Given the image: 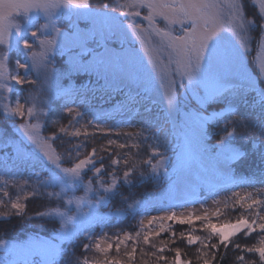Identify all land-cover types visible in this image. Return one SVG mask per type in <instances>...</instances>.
I'll return each instance as SVG.
<instances>
[{
	"label": "snow or ice",
	"instance_id": "6c2138e0",
	"mask_svg": "<svg viewBox=\"0 0 264 264\" xmlns=\"http://www.w3.org/2000/svg\"><path fill=\"white\" fill-rule=\"evenodd\" d=\"M62 5L69 9L74 8L78 13L91 11L88 0H0V45H10L9 37L15 35L17 46L22 45V49L18 50L25 53V62L22 63L20 59H16L12 71H9L13 61L6 51L0 52V106L12 117H20L25 121L18 125L22 135L14 141L0 143V150L11 147L10 159L14 164H27L32 168L39 165L42 171H46L48 175L43 180L38 179L37 185L45 187L59 185L62 189V192H47L45 193L47 196L60 197L62 193L66 195V190L74 188L82 181L83 176L87 175L85 171L87 169L94 171V177L89 179L86 187L91 189L92 180L96 179L99 187L95 191L99 193L100 190H103L105 195L99 196L95 203L97 205L106 204L111 189L117 186V181L120 179L116 166L121 163L118 158L110 160L112 172L108 175L111 177V184H108L101 176L104 170L103 157L98 159L95 147L83 158L79 151L73 158L70 149L66 154V161L71 163V166L61 167L65 159H62L61 154H58L52 146L53 142L60 139L59 135L53 132L51 137L44 138L36 131L40 125L29 122L40 116L48 115L47 107L37 110L35 103H29V100H34L35 97H24L25 103L21 104V97L16 94L15 86L11 82H15V85H27L35 88L38 94L43 93L49 82L56 77V70L51 67L49 58V53L54 48L68 56L67 74L79 72L94 74L98 80L103 81L99 91L107 95L108 100H115V113L97 111L93 113V119L88 120L87 124L93 128L94 133L119 136L121 133L117 126L127 124L132 116L140 111L141 106L148 104L149 106L144 110L152 112L151 106L155 105L157 101L152 99L151 94L157 89V81H159L158 88L163 90L161 93L163 108L159 110L153 121H146L144 127L136 133V136L144 141L149 139L154 141V144L149 145L151 154L148 159L141 161L143 165L151 166L153 172H159L161 168L165 173L168 172V168L164 167L169 162L168 157L164 151H161L168 140L165 137L162 143L159 139V133L165 130L164 125H171L173 130L178 125L182 126L185 130L187 152L190 154H211L216 163L217 173L224 180L230 179L233 161L247 156L249 152H254L258 159L264 163V88L251 82L245 70V57L251 50L246 34L253 22L248 21L242 13V2H237V0H132L129 7L148 10V14L143 17L146 24L135 21V17L141 15L139 10L125 12L121 16L106 14L100 19L93 18L91 29H86L84 32L70 31L64 36L63 41L58 42L56 36L64 34L54 22H51L50 17L51 10ZM259 8L260 13L264 14V0L259 3ZM32 9L44 13L47 18L44 24L37 26L36 21L29 15ZM129 17L133 19L125 25L124 21ZM36 19L38 20L39 17ZM160 24H163V27ZM29 29L35 30L29 31ZM49 29L51 34H48ZM129 31L140 41L144 52L148 55V64L151 67H148L135 48L125 47L128 43ZM225 32L231 33V36L225 35ZM233 38L238 43L234 42ZM90 43H96L97 47H102L103 52L88 47ZM112 43H118L119 50L111 47ZM37 47L39 51L36 50ZM261 48H264V43L261 44ZM33 71H35L36 79L30 78ZM260 71L264 72V63L260 64ZM235 81H244L255 92L253 103L258 105L261 117L257 126L258 131L254 134L249 132L247 130L249 126L243 117L238 121L226 120L222 129L223 136L215 145L209 147L205 144V140L208 136L207 124L210 117L200 112L181 113L180 90H185V94L191 91L195 95L199 89L203 93L200 99L202 102H206L234 89ZM5 93H13L14 106L13 102L4 103V100L8 99L4 95ZM117 96H120L121 99H116ZM42 103L47 105V99H42ZM65 111L69 116L77 117V123L86 115L76 108L68 107L67 103ZM115 114L121 117L116 125L104 127L103 124L93 123L94 120L107 122ZM241 129L244 130L241 131ZM65 131V128L59 129L60 133ZM72 135L74 137L81 136V130L76 128ZM83 135H88L86 127ZM124 135L131 136L130 133ZM237 136L244 141H251L247 151H241L243 145L237 146L235 142ZM114 144H116L115 140L108 139L109 147L102 150L111 153L110 146ZM81 147L83 144L75 145V148ZM118 147L121 149L138 148L139 144L125 143L119 144ZM123 155L125 170L122 179L123 182L130 183L129 177L135 174L137 165L129 166L128 154ZM5 156L4 163L7 164L9 158L7 151H5ZM157 157L159 159H156ZM98 162L100 163L99 167L96 166ZM185 165L186 160L181 154L177 156L172 167L177 170L184 168ZM259 182L264 183V179ZM4 194L8 195L6 192ZM40 194L36 189L29 193L33 196ZM253 195V193L244 195L238 192L233 193V206L240 205L248 209L264 207V190H258L256 198H253ZM75 202L79 209L80 199L76 198ZM72 203L73 199H67V204ZM89 204L91 205L92 201H89ZM137 204L139 205L140 202ZM227 206L225 204V207ZM11 207L17 211L24 209V205L19 203V197L11 203ZM141 207L145 212L155 210L150 201H145ZM170 207H174V205H170ZM52 211L60 215L62 224L66 222L65 217L67 220L75 219V216H68L66 211L62 213L55 209ZM36 214L44 216L51 213L38 212ZM219 214V209H217L214 215L218 216ZM255 215L260 222L257 219L249 221L241 215L235 222L217 224L211 222L207 213L203 216H178L175 211H171L166 212L163 216L152 217L148 223L151 225L156 221L171 220L181 224H192L194 221H204L206 223L203 226L210 230L209 239H211V235H216L218 244L227 247L230 237L242 230L246 229L247 233L251 234L258 227L264 232V216H260L259 212ZM83 217L81 223L91 224L103 220V217L92 210L83 213ZM140 223L143 227V221ZM164 231L165 225L161 223L159 232H147L144 234L143 240L148 243L150 236H159ZM85 235L90 242H95L83 244L84 250L94 247L97 251L105 253V261L94 262L84 257L83 264H121L118 259H107V253L113 247L112 243H108L107 247L101 246L102 239H109L107 233L94 237L85 232ZM135 235L139 237L141 233L137 231ZM65 238L72 239V234L67 231L61 232L59 239ZM132 238L129 233H125L123 239L117 236L115 238L117 241L116 250L119 251L124 240ZM200 239L190 233L188 235L189 244ZM218 244H211V248L216 249ZM5 245L6 242L0 240V246ZM21 251L26 257H32V259H26L24 264H57L56 257L60 255L61 250L54 243L37 239L28 242ZM135 251V246H133L132 251L127 252L126 255L133 258ZM159 251L162 252L163 249L161 248ZM247 252L257 253L260 264H264V238L259 240V246L248 247ZM35 257H47V259L37 260ZM214 257L215 253H213ZM158 259L165 258L159 257ZM239 259L243 261V257H239ZM175 264H187V262L181 261L179 249H176ZM203 264H211V260L204 259Z\"/></svg>",
	"mask_w": 264,
	"mask_h": 264
},
{
	"label": "rangeland",
	"instance_id": "374dc122",
	"mask_svg": "<svg viewBox=\"0 0 264 264\" xmlns=\"http://www.w3.org/2000/svg\"><path fill=\"white\" fill-rule=\"evenodd\" d=\"M90 5V12L87 13H78L77 10L69 9L66 6H61L55 9H52V15L50 17L51 22H54L55 25L61 29L64 35H57V41H63L64 36L67 35L70 31L79 30L80 32H84L86 29H91L93 27V18L100 19L103 18L106 14H110L112 16H121L125 12L129 11H137L141 12L139 17H135V21L137 23H144L146 21L143 20V17L148 14V10L145 9H136L129 7L132 0H88ZM237 2H242L243 7L241 9L242 13L245 15L248 21H252V27L249 28L246 39L249 44V48L251 49L246 57H245V70L247 73V77L251 82L256 83L258 87L264 88V72L260 71V64L264 63V48H261V44L264 43V14L260 13L259 3L261 0H237ZM227 11V10H225ZM29 15L36 21L37 26L39 24H44L46 22V17L43 12H38L36 9H32ZM39 17L37 20L36 18ZM132 17H129L124 21L125 25L132 20ZM163 27V24H160ZM35 29H29V31ZM48 34H51V30H48ZM227 36H231V33L225 32ZM243 35V34H242ZM99 39V37H97ZM234 39V42L238 43V41ZM10 45H0V52L6 51L8 55L11 57L13 64L10 66L9 71H12L14 67V61L16 59H20L21 62H25V53L18 49H22V45L17 46L15 42V35L9 37ZM31 42V41H30ZM111 47L119 50L120 45L118 43L110 44ZM90 48L96 49L98 52H103L102 47H97L96 43H90L88 45ZM125 47H133L135 48L140 56L143 58L146 64H148V55L144 52V49L139 40L136 39L134 35L129 31V39L128 43ZM39 51V48H36ZM67 50L65 49V52ZM49 58L51 60V67L56 70V77L53 78L49 84L46 86L45 91L43 93H37L35 88L29 87L27 85L20 86L15 85V82H11L12 85L15 86L16 94L21 97V104L25 103L24 97H35V99H30L29 103H35L37 110L42 107H47V112L49 113L46 116H40L36 119H32L29 122L33 124H39L40 127L36 130L38 134L44 138L51 137L53 132L57 133L60 139L56 140L52 143L53 148L56 150L58 154H61L62 159H65V162L61 164V167H70L71 163L66 161V154L71 149L72 157L75 158L76 152L79 151L81 153V158L85 154L91 151V149L87 150L83 147L75 148V145H79L78 140H73L74 137L72 132L79 128L82 133V137L91 138L100 135L98 138L99 142L104 141L106 138H110L115 140L117 138H124V134L130 133L134 143L139 144L140 149H144L145 151H149L148 157L151 154V148L149 145L154 144L152 139L147 141L142 140V138L137 137L136 133L140 131L142 127H144L146 121H153L161 108H163V100H162V89L158 88L159 81H157V89L152 92V99L156 100L157 103L152 105V112H146L144 110L145 107L149 106L145 104L141 106L140 111L135 113L134 121L127 123V125L118 127V131L121 135L117 136L115 134L105 137V135L101 133H94V130L91 126H88V120L93 119V113L97 111H108L115 113V100H108L107 95H104L101 91H99L100 86L103 84L102 80H98V78L92 74L89 75L84 72L67 74L66 69L68 67L67 60L68 56L62 54L59 50L53 49L51 53H49ZM148 67H151L148 64ZM22 74V70H21ZM30 78L36 79L35 71L31 73ZM235 88L230 90L227 94L223 96H218L215 99H210L206 102H202L200 96H202V91L197 90V93L194 95L191 91H188L185 94V90L181 89V102H180V111L183 112H200L201 114L210 117L207 124V132L208 136L205 140V144L209 147L215 145L217 141L223 136V129L225 125V121H234L240 119V114H235V109L240 104L248 105L245 108H251V114L253 120L259 122L260 110L257 104L253 103L255 92L252 91L248 84L244 81H235ZM87 90V94H82V92ZM5 96L8 97L7 100H4V103L13 102L14 106V96L13 93H5ZM42 99H47V105L42 103ZM116 99H121L120 96H117ZM67 103L68 107H73L78 109L81 112H84L86 115L83 119H79L77 123V117L69 116L65 111V104ZM116 114L114 117L107 122L101 120H94L93 123L103 124L104 127L116 125L117 119ZM119 118H121L119 116ZM55 121V123H54ZM218 121V122H217ZM25 122L20 117H12L11 114L6 113L3 110V107L0 106V143L11 142L18 139L22 132L19 130L18 125L20 123ZM7 125H9L7 128ZM85 126L87 128L88 135L85 136L83 133L85 132ZM65 128L66 131L64 133H60L59 129ZM10 129V131H8ZM164 131L159 133V139L163 143L165 137H167L168 143L161 148V151L165 152V155L168 157V163L165 164L164 167L168 168V172L165 173L163 168L159 170V172H153L151 166H149L148 170L141 175V170H139L140 166L137 164V171L135 173L143 176V179L150 180L147 182V185L153 183L155 188L157 189L153 195L147 198L142 199H132L133 201L128 205V209L135 211L138 209H142L141 205L145 201H150L152 207L155 210L147 211V215L142 217L140 221H143V228L145 230L144 234L147 232H159L160 224L163 223L165 225V229H168L174 225H183L177 221L165 220V221H156L153 224H149L148 221L154 216H163L166 212L175 211L178 216H203L207 213L210 220H213L214 217L220 218L221 220H225L224 222H235L239 217L231 218L230 221L227 218H222L221 214L225 209V204L231 200L227 198V196H220L217 199H210L204 203H194L190 205H186L184 207H170V205H174L180 203L185 200L193 201L197 197V194L206 188H211L214 186H219L224 183H229L234 181L235 179L239 180V178L243 177L241 172L233 171V164H237V162L233 161L231 164V174L230 179L224 180L220 177L216 170V163L212 158L211 154H195L188 153L186 150V141H185V130L182 126L178 125L175 130L171 128V125H164ZM147 134V133H146ZM212 134H216L217 136H213ZM213 136V137H212ZM64 137H70V141H61ZM129 137V136H127ZM102 138V139H100ZM51 142V141H50ZM81 142V141H80ZM235 142L237 146H241L239 141L235 137ZM30 143V142H29ZM120 143H116V148H119L118 145ZM129 145H132L128 142ZM34 147V146H33ZM5 151L8 152L9 158L8 163L5 164L4 161L6 159ZM243 151V148H241ZM12 154L11 147L6 150H0V219H5L10 211H15L17 214L21 211H17L11 207V203L17 200L19 197V203L25 205L27 200H34L35 197L41 198L37 202L38 207L49 206L47 208L46 213H51L48 215V224L55 223L57 225L56 230L51 232L50 235L45 236V234L38 236H27L22 240H8L5 241V246H0V264H24L26 259H32V257H26L22 253V248L30 241L46 240L51 243H54L61 250L60 255L56 257V261L63 256V249H68L69 244L76 242L79 239L86 238L85 232L95 236H103L104 233H107V237L109 239H102L100 241L102 247H107L108 243L114 244L116 242V235H111L108 232L111 229L101 230L105 225L107 227L111 219H118L119 217L124 216V206L122 207H114L108 206V202L112 195H115L117 192L118 184L123 182V173L117 181V186L114 189H111L110 194L108 196V201L106 204L97 205L95 201L99 196L105 195L103 190H100L99 193L95 191L99 187L96 179L92 180L91 189L87 188L86 185L90 178L94 177V171H88L87 175L83 176V179L80 183H78L74 188H70L66 190V195L62 193L60 197L57 196H47L45 193L47 192H62V189L59 185L55 187H45L38 186L37 180H43L45 176L48 175L46 171H42L41 167L37 165L35 168L28 166L27 164H14L10 159ZM183 154V158L186 160V165L182 169L174 170L172 165L175 164L177 160V156ZM99 159V154H97ZM148 157L145 158L148 159ZM156 159H159L158 157ZM155 163V161H153ZM97 167L100 166L98 162ZM143 167V164H142ZM239 169V168H238ZM39 173V176H37ZM44 173V174H42ZM172 173V174H171ZM25 174V175H24ZM27 175V176H26ZM31 176V177H30ZM101 176L105 179L108 184H111V177L105 173V169L101 173ZM168 176L169 178L163 184V178ZM246 183L245 185H247ZM36 189L40 195H29L33 190ZM258 190H264L262 187H254L252 183L247 185V187H241L236 190L241 195L249 192H255L253 198H256V194ZM8 193L5 195L4 193ZM236 192V193H237ZM233 196V195H232ZM73 199L72 204H67V199ZM76 198L80 199L79 209L76 205ZM36 199V198H35ZM89 201H92V204H89ZM232 201V200H231ZM137 202H140L138 205ZM260 207L253 208L257 210ZM58 210L59 212H67L68 216H75L74 220H67L65 217V223L62 224L60 215H57L56 212L52 210ZM219 209V215H214ZM90 210L96 212L99 216L103 217L101 222L94 223H81V220L84 219L83 213H87ZM19 213V214H20ZM38 213V212H36ZM37 215V214H35ZM262 216V215H260ZM39 217V215H37ZM251 221L253 218L251 215H247L245 217ZM257 219V217H256ZM186 224V223H184ZM42 226V225H41ZM39 225L38 227L41 228ZM255 227V226H254ZM256 230H259L258 227ZM67 231L72 234V239L65 238L63 240L59 239V235L61 232ZM247 230H242L236 235L230 237V240L233 237L238 236L240 233L244 234ZM40 233V232H39ZM247 233V232H246ZM254 233V232H253ZM124 234L120 235V238H124ZM249 235V234H248ZM94 236V237H95ZM150 236L149 240L154 237ZM263 238V236H261ZM77 239V240H76ZM153 239V238H152ZM127 240H124V243ZM95 242V241H94ZM93 242V243H94ZM121 243V246L124 244ZM249 243V241H247ZM258 246V245H257ZM250 247H254L253 245ZM93 252H99L94 247L92 248ZM135 259V263L144 264L146 260L144 257H133ZM182 262H187L190 264L186 257L181 256ZM37 260H44L47 257H35ZM132 259V258H131ZM14 262V263H13ZM170 264H175V256L170 259ZM123 264V263H121ZM126 264V263H125ZM212 264V262H211Z\"/></svg>",
	"mask_w": 264,
	"mask_h": 264
},
{
	"label": "trees",
	"instance_id": "16d2710c",
	"mask_svg": "<svg viewBox=\"0 0 264 264\" xmlns=\"http://www.w3.org/2000/svg\"><path fill=\"white\" fill-rule=\"evenodd\" d=\"M87 90L85 89L82 94H87ZM247 103V102H246ZM245 103V104H246ZM240 104L235 109V114H240L241 117L245 118V123L249 126L248 131L251 133H255L258 131V124L256 120H253L251 114V108H245L248 105ZM116 119L119 121V115L116 114ZM134 117L130 120V122L134 121ZM237 119L235 121H238ZM129 122V123H130ZM131 124V123H130ZM127 124L119 125L124 126ZM9 125H7V128ZM222 130V129H221ZM244 129H241L243 131ZM10 131V129H8ZM213 136H217L216 134H212ZM124 138H117L115 139L116 143L125 144L130 142L131 144L134 143L132 137H127L123 135ZM212 136V137H213ZM100 135L88 138L79 136L73 137L72 139L78 140L80 139L79 143L83 144L84 149H92L95 147L97 149V154L103 157V164L105 173L112 172V166H110V160L112 158H118L121 160V163L117 167V175L121 176L124 172L125 167L123 164L124 155L128 154L130 159V164H139L141 173H145L149 168L148 165H143L141 161L145 160L148 157V152L145 151L143 148H116V144L110 146L112 151L108 153L107 151H103L102 149H106L109 147L107 144H104V141L99 142L98 138ZM105 137H108L105 135ZM239 141L240 145H243V151H247L248 147L251 144V141H244L240 139L239 136L236 137ZM102 139V138H100ZM110 138H106L105 142ZM70 141V137H64L61 141ZM237 164H233L232 168L233 171L241 172L243 178L241 179V183H252L253 185L264 187V183H260L261 179H264V163H262L258 157L255 155L254 152H249L247 156L241 157L239 160H236ZM138 167V166H137ZM239 168V169H238ZM44 172V171H43ZM44 174V173H42ZM25 175V174H24ZM27 176V175H26ZM31 177V176H30ZM143 179V176L135 173L134 175L129 177L130 183L121 182L118 184L117 192L115 195H112L108 202V206L114 207H122L124 206L125 209L129 203H131L132 199H142L145 197H149L153 195L156 191L155 185L152 183L147 185V182L150 180ZM227 198H232L227 203V207H225L224 211L222 212V218H227L230 221L231 218L240 217L243 215L247 217V215H251L253 219H256L255 213L263 212L264 207H260L257 210L248 209L245 207H241L240 205L233 206V196L230 193L226 194ZM36 198V199H35ZM34 200H27L24 205V209L21 213L17 214L15 211H10V214L5 219H0V240L8 241V240H22L25 239L27 236H38L45 234V236L50 235L51 232L56 230L57 225L55 223L48 224V215L39 216L37 217L36 212H44L46 213L47 208L49 206H42L41 208L38 207L37 202L41 199L39 197H35ZM225 220H221L220 218L214 217L211 222L217 224H224ZM257 221H259L257 217ZM140 218H137L132 213H127L123 218L118 219H111L109 222V227L105 225L101 230L111 229L108 232L111 235L119 236L122 233H129L133 238L127 239L125 243L120 246L119 251L116 250L115 244H112L113 247L107 253V259L109 260H120L123 264H142V263H135L134 258H129L126 253L131 252L133 246H135V255L134 257H144L146 262L144 264H170V259L173 256H176V249L180 250V257L184 256L187 258L190 264H203L204 259L211 260L212 264H260L259 255L257 253H249L247 252V248L250 246H259V240L261 236L264 238V232L255 229L254 233L248 235V233H240L238 236L233 237L229 240L227 247L218 244V236L211 235L210 230L204 227L203 225L206 223L204 221H194L192 224H183V225H174L168 229H165L164 232H161L159 236L152 237L148 243H145L143 240L144 236V228L141 227ZM41 226L39 228L38 226ZM139 231L141 235L136 237V232ZM40 232V233H39ZM189 233L193 236H198L201 239L197 240L193 244L188 243V235ZM93 235V234H92ZM95 236V234L93 235ZM79 239L72 244H69L68 249H63V256L57 261V264H83L84 257H87L90 261L94 262H104L105 261V253L102 252H93L92 248L89 250H84L83 244L89 242L93 243L94 241L90 242L89 240ZM249 241V243H247ZM211 244H218L216 249L211 248ZM239 245V247H237ZM163 251H159L160 249ZM213 253H215V257L213 258ZM159 257H164L165 259H158ZM239 257H243V261L239 259Z\"/></svg>",
	"mask_w": 264,
	"mask_h": 264
},
{
	"label": "bare ground",
	"instance_id": "6f19581e",
	"mask_svg": "<svg viewBox=\"0 0 264 264\" xmlns=\"http://www.w3.org/2000/svg\"><path fill=\"white\" fill-rule=\"evenodd\" d=\"M247 185H241L239 183V181L237 179H235L234 181L229 182V183H224V184L219 185V186H214V187H211V188L203 189L197 194V197L199 199H201V200H206L207 201V200H210V199H217L220 196H224V195L226 196V194H228V193H230L231 196H232L233 193L237 192L236 190H238V188L247 187ZM254 187H257V186L255 185V186H253V188ZM249 193H253L254 194L255 192L252 191V192H249ZM145 200H147V197H145ZM128 205H127L126 209H125V207L123 208L124 216L127 215V213H132L137 218H140V220H141L142 217L147 215V212L143 211V208L135 210V211H132V210L128 209ZM124 216L119 217V218H123ZM87 243H89V242H87Z\"/></svg>",
	"mask_w": 264,
	"mask_h": 264
}]
</instances>
